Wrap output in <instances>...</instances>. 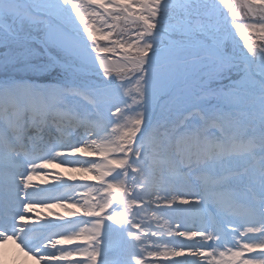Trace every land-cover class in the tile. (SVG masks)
I'll return each instance as SVG.
<instances>
[{
	"label": "snow or ice",
	"instance_id": "1",
	"mask_svg": "<svg viewBox=\"0 0 264 264\" xmlns=\"http://www.w3.org/2000/svg\"><path fill=\"white\" fill-rule=\"evenodd\" d=\"M8 241L38 264H264V0H0Z\"/></svg>",
	"mask_w": 264,
	"mask_h": 264
},
{
	"label": "bare ground",
	"instance_id": "2",
	"mask_svg": "<svg viewBox=\"0 0 264 264\" xmlns=\"http://www.w3.org/2000/svg\"><path fill=\"white\" fill-rule=\"evenodd\" d=\"M59 171H64V169H59ZM68 174L65 172L66 176ZM40 182L39 179L35 181V183ZM17 243L15 241L0 243V264H38L31 256L25 255Z\"/></svg>",
	"mask_w": 264,
	"mask_h": 264
},
{
	"label": "rangeland",
	"instance_id": "3",
	"mask_svg": "<svg viewBox=\"0 0 264 264\" xmlns=\"http://www.w3.org/2000/svg\"><path fill=\"white\" fill-rule=\"evenodd\" d=\"M257 43H259V41H256Z\"/></svg>",
	"mask_w": 264,
	"mask_h": 264
}]
</instances>
